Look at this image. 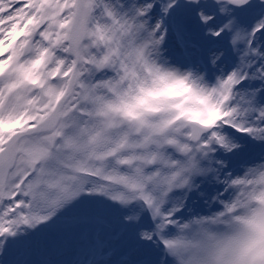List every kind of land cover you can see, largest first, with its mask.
I'll list each match as a JSON object with an SVG mask.
<instances>
[{
  "label": "snow or ice",
  "instance_id": "1",
  "mask_svg": "<svg viewBox=\"0 0 264 264\" xmlns=\"http://www.w3.org/2000/svg\"><path fill=\"white\" fill-rule=\"evenodd\" d=\"M0 264H264V0H0Z\"/></svg>",
  "mask_w": 264,
  "mask_h": 264
}]
</instances>
